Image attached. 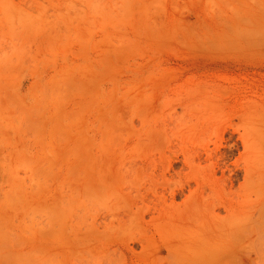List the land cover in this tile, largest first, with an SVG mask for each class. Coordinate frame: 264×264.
Returning <instances> with one entry per match:
<instances>
[{"label": "rangeland", "instance_id": "rangeland-1", "mask_svg": "<svg viewBox=\"0 0 264 264\" xmlns=\"http://www.w3.org/2000/svg\"><path fill=\"white\" fill-rule=\"evenodd\" d=\"M0 264H264V0H0Z\"/></svg>", "mask_w": 264, "mask_h": 264}]
</instances>
